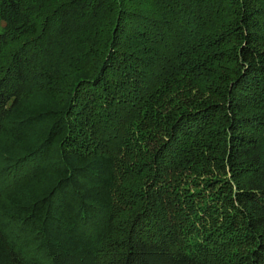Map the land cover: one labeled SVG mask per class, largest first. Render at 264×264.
Segmentation results:
<instances>
[{"label":"trees","instance_id":"trees-1","mask_svg":"<svg viewBox=\"0 0 264 264\" xmlns=\"http://www.w3.org/2000/svg\"><path fill=\"white\" fill-rule=\"evenodd\" d=\"M0 264H264V0H0Z\"/></svg>","mask_w":264,"mask_h":264}]
</instances>
